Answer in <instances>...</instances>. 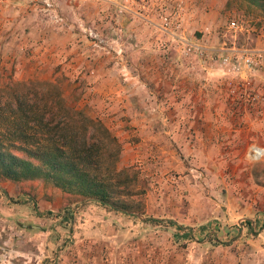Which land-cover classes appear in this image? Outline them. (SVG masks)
<instances>
[{"label":"rangeland","instance_id":"obj_1","mask_svg":"<svg viewBox=\"0 0 264 264\" xmlns=\"http://www.w3.org/2000/svg\"><path fill=\"white\" fill-rule=\"evenodd\" d=\"M67 1L65 11L61 0H38L50 19L62 12L72 25L83 15L76 23L87 59L110 60L122 84L133 74L145 81L133 104L147 125L91 104L93 83L67 97L60 65L48 78L0 71V102L14 82L61 83L76 109L119 138L117 166L133 176L124 196L135 209L43 180L0 178V264H264V64L238 70L234 56L264 49V16L226 4L204 17L206 0ZM233 20L243 29H231ZM147 46L149 66L131 69L129 50Z\"/></svg>","mask_w":264,"mask_h":264},{"label":"trees","instance_id":"obj_2","mask_svg":"<svg viewBox=\"0 0 264 264\" xmlns=\"http://www.w3.org/2000/svg\"><path fill=\"white\" fill-rule=\"evenodd\" d=\"M227 6L264 16V0H228ZM7 89L10 99L0 102V178L43 180L114 209L134 211L124 196L133 176L118 168L122 146L107 126L76 109L59 82L32 79ZM110 157H116L112 165L107 164Z\"/></svg>","mask_w":264,"mask_h":264},{"label":"crops","instance_id":"obj_3","mask_svg":"<svg viewBox=\"0 0 264 264\" xmlns=\"http://www.w3.org/2000/svg\"><path fill=\"white\" fill-rule=\"evenodd\" d=\"M62 2L66 11L68 1L61 0ZM227 2L228 0H206L203 16H220ZM44 6L38 0H0V71L11 69L15 79L28 80L37 77L48 78L57 65H60L66 76L64 88L67 97L77 96L79 99L86 92L87 84L93 83L91 104L100 108L105 106L113 118H118L124 113L131 117V125L146 126V121L143 122L140 117H147V113L133 104L137 100L136 91L141 89L145 81L133 74L129 82L122 84L110 60L98 61V57H95L94 61L87 59L91 52L81 48L76 23L78 19L83 20V15L75 13L70 17V21L75 23L70 25L67 15L62 12L53 13V18L50 13V19L48 14L42 12ZM47 20H52L53 23H45ZM150 49L147 46V49L132 47L129 50L131 69L149 66L147 62L142 63V55L145 57ZM92 68L96 71L94 76L87 74ZM75 78H78L76 83L73 80ZM75 89L76 92L73 93ZM120 100L127 110L119 107Z\"/></svg>","mask_w":264,"mask_h":264},{"label":"built area","instance_id":"obj_4","mask_svg":"<svg viewBox=\"0 0 264 264\" xmlns=\"http://www.w3.org/2000/svg\"><path fill=\"white\" fill-rule=\"evenodd\" d=\"M229 27L234 31H239L243 29L242 23L237 20H233ZM237 64L235 66L238 70H254L257 71L260 66L264 64V49L254 48V49H237L235 50ZM232 56L226 55L224 60L230 62Z\"/></svg>","mask_w":264,"mask_h":264}]
</instances>
